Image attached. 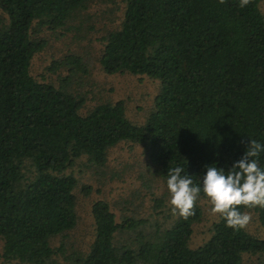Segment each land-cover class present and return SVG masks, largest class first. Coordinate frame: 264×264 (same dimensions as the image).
<instances>
[{
  "label": "trees",
  "instance_id": "1",
  "mask_svg": "<svg viewBox=\"0 0 264 264\" xmlns=\"http://www.w3.org/2000/svg\"><path fill=\"white\" fill-rule=\"evenodd\" d=\"M90 1L0 0L3 261L244 264L243 253H264V237L246 228L234 230L220 216L211 222L206 239L189 246L192 225L201 219L197 202L195 215L184 219L176 214L168 225L147 231L142 218L124 214L117 221L100 198L90 205L94 234L87 248L65 252L63 238L77 215L76 178L63 171L74 159L102 166L111 146L130 141L142 146L150 172L165 184L168 170L180 166L202 188L207 166L227 171L251 139L264 145L260 0L245 7L240 0H122L119 21L97 37L98 61L106 73L157 78L158 91L139 123L128 118L121 98L81 111L85 95L69 85L74 73L85 71L78 54L47 66L67 71L57 82L30 72L33 54L46 43L40 32L77 29ZM258 162L264 168V151ZM199 197H206L203 191ZM251 209L264 227V208Z\"/></svg>",
  "mask_w": 264,
  "mask_h": 264
},
{
  "label": "rangeland",
  "instance_id": "2",
  "mask_svg": "<svg viewBox=\"0 0 264 264\" xmlns=\"http://www.w3.org/2000/svg\"><path fill=\"white\" fill-rule=\"evenodd\" d=\"M264 14V0L259 1ZM122 0H94L82 10L78 28L44 29L40 33L46 40L44 47L31 58L30 72L37 78L41 75L48 79H57L67 74L64 67L51 71L47 66L69 53L78 54L85 64V71H78L71 77L70 86L84 93L85 101L81 111L105 100L123 99L125 113L135 122H142L152 105L154 94L158 91L157 78L129 72H104L98 61L100 42L98 36L119 21ZM74 25L76 22H73ZM59 80V79H58ZM146 155L140 144L120 141L107 150V158L102 166L88 163L84 157L76 158L63 172L72 173L76 178L73 189L76 195V223L63 238L65 252L86 249L94 234L93 218L90 212L91 202L104 199L118 221L124 215H133L144 219L145 230L166 226L176 215L172 213L170 193L167 184L153 175L147 165ZM88 186L84 191L83 186ZM156 199L160 203L156 205ZM201 219L192 225L189 246L193 247L210 233L211 222L217 218L210 212L208 198L199 197ZM250 212L252 220L246 229L264 237V227L258 223L256 212ZM244 211V212H245ZM126 237V233L122 234ZM121 237V239L123 238ZM59 237L53 243L59 242ZM1 243V242H0ZM1 250V245H0ZM244 264H264V253L242 254ZM57 259L62 262L60 254ZM0 264H18L16 260L3 261Z\"/></svg>",
  "mask_w": 264,
  "mask_h": 264
},
{
  "label": "clouds",
  "instance_id": "3",
  "mask_svg": "<svg viewBox=\"0 0 264 264\" xmlns=\"http://www.w3.org/2000/svg\"><path fill=\"white\" fill-rule=\"evenodd\" d=\"M221 4L225 0H219ZM251 0H240V7ZM264 145L251 139L243 156L227 171L209 165L202 179V188L195 184L192 176L184 173L180 166L168 170L167 188L170 193L172 213L187 219L195 215L196 202L203 191L211 204L213 216H220L226 226L241 230L252 220L250 212L240 211V207L264 208V168L259 165V154Z\"/></svg>",
  "mask_w": 264,
  "mask_h": 264
}]
</instances>
